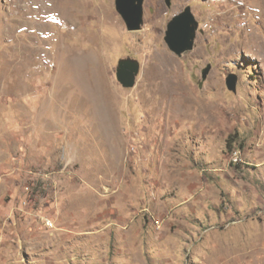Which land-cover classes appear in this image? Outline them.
<instances>
[{
	"label": "rangeland",
	"instance_id": "obj_1",
	"mask_svg": "<svg viewBox=\"0 0 264 264\" xmlns=\"http://www.w3.org/2000/svg\"><path fill=\"white\" fill-rule=\"evenodd\" d=\"M252 2L144 0L130 30L116 0H0V264H264ZM187 6L180 57L166 29Z\"/></svg>",
	"mask_w": 264,
	"mask_h": 264
},
{
	"label": "water",
	"instance_id": "obj_2",
	"mask_svg": "<svg viewBox=\"0 0 264 264\" xmlns=\"http://www.w3.org/2000/svg\"><path fill=\"white\" fill-rule=\"evenodd\" d=\"M170 5L171 0H167ZM116 8L127 24V29L135 30L141 28L144 15V0H116ZM199 22L193 14L191 7L187 6L181 12L175 14L168 23L166 29V42L170 49L181 57L183 53L192 50L195 44ZM211 65L203 70V79H206ZM140 64L130 59L120 60L117 68V78L126 88H131L136 83ZM228 88L236 91L237 81L230 78L227 82Z\"/></svg>",
	"mask_w": 264,
	"mask_h": 264
},
{
	"label": "bare ground",
	"instance_id": "obj_3",
	"mask_svg": "<svg viewBox=\"0 0 264 264\" xmlns=\"http://www.w3.org/2000/svg\"><path fill=\"white\" fill-rule=\"evenodd\" d=\"M252 4L257 7V11H259L262 22L264 23V0H253ZM105 19H107V22L110 25H114L116 23V25L118 24L117 20L111 15V14H107L105 16ZM264 25V24H263ZM249 30V29H248ZM246 31V30H245ZM247 33V32H246ZM255 33V32H254ZM248 34V33H247ZM253 34V33H252ZM256 34V33H255ZM251 35V34H250ZM250 38V37H249ZM263 38V37H262ZM253 39L258 40V37L256 35H253ZM244 40V39H243ZM242 41V40H241ZM264 41V40H262ZM261 40H258L259 44L262 43ZM245 42V41H244ZM246 43V42H245ZM242 44V43H241ZM238 45V43H237ZM236 45V46H237ZM256 45V44H255ZM261 45V44H260ZM263 47V46H262ZM227 51V50H226ZM78 86V85H77ZM80 90L78 93L79 95H82L83 93L86 94V92H88V87H83L82 89H78ZM77 95V94H76ZM78 96V95H77Z\"/></svg>",
	"mask_w": 264,
	"mask_h": 264
}]
</instances>
